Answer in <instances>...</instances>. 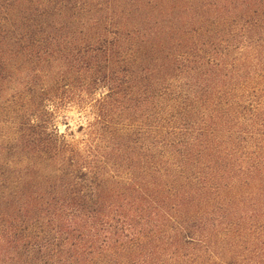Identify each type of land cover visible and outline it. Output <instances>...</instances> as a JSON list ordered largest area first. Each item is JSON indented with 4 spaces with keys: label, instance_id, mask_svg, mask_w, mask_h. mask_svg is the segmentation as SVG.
<instances>
[{
    "label": "trees",
    "instance_id": "16d2710c",
    "mask_svg": "<svg viewBox=\"0 0 264 264\" xmlns=\"http://www.w3.org/2000/svg\"><path fill=\"white\" fill-rule=\"evenodd\" d=\"M0 264H264V0H0Z\"/></svg>",
    "mask_w": 264,
    "mask_h": 264
},
{
    "label": "rangeland",
    "instance_id": "374dc122",
    "mask_svg": "<svg viewBox=\"0 0 264 264\" xmlns=\"http://www.w3.org/2000/svg\"><path fill=\"white\" fill-rule=\"evenodd\" d=\"M104 92H106V89H101L96 91L94 98H98L99 95H101ZM74 99H76V97ZM70 102L71 103H65L64 106H61V108L63 109L61 111V114L55 116V121H56L55 124L57 125L58 133H63L66 129L64 123L67 122L70 127V130L73 132L75 137H77L78 136L77 128L80 125L85 126V122L88 119L87 118L88 110L82 111L83 108H79L76 105V101L74 100H71Z\"/></svg>",
    "mask_w": 264,
    "mask_h": 264
}]
</instances>
